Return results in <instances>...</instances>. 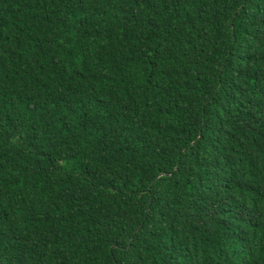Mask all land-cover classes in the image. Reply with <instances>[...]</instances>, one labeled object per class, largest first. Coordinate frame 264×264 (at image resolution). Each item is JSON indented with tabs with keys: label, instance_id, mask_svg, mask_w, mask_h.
I'll use <instances>...</instances> for the list:
<instances>
[{
	"label": "trees",
	"instance_id": "16d2710c",
	"mask_svg": "<svg viewBox=\"0 0 264 264\" xmlns=\"http://www.w3.org/2000/svg\"><path fill=\"white\" fill-rule=\"evenodd\" d=\"M0 264H264V0H0Z\"/></svg>",
	"mask_w": 264,
	"mask_h": 264
}]
</instances>
